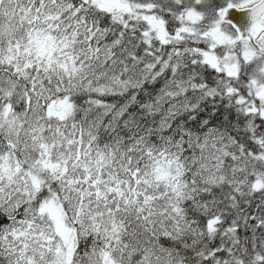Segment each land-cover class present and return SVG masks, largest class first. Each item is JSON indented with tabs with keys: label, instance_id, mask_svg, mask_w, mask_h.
Masks as SVG:
<instances>
[{
	"label": "snow or ice",
	"instance_id": "obj_1",
	"mask_svg": "<svg viewBox=\"0 0 264 264\" xmlns=\"http://www.w3.org/2000/svg\"><path fill=\"white\" fill-rule=\"evenodd\" d=\"M0 264H264V0H0Z\"/></svg>",
	"mask_w": 264,
	"mask_h": 264
}]
</instances>
